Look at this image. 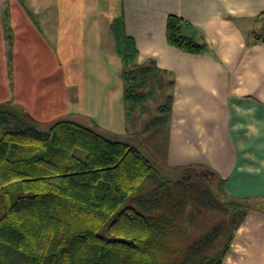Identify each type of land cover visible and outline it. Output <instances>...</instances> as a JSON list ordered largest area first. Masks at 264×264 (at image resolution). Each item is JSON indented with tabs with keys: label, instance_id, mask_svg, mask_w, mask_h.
<instances>
[{
	"label": "crops",
	"instance_id": "crops-1",
	"mask_svg": "<svg viewBox=\"0 0 264 264\" xmlns=\"http://www.w3.org/2000/svg\"><path fill=\"white\" fill-rule=\"evenodd\" d=\"M263 11L264 0H0V103L41 122L75 118L137 138L113 30L121 21L135 66L158 72L168 90L166 166H207L225 198L250 205L237 213L221 264H264V42L252 34ZM170 14L196 26L208 48L170 45Z\"/></svg>",
	"mask_w": 264,
	"mask_h": 264
},
{
	"label": "trees",
	"instance_id": "trees-1",
	"mask_svg": "<svg viewBox=\"0 0 264 264\" xmlns=\"http://www.w3.org/2000/svg\"><path fill=\"white\" fill-rule=\"evenodd\" d=\"M3 23L11 51L7 11ZM113 30L129 113L145 100L141 88L156 93L161 75L135 66L138 50L121 21ZM252 34L254 42H264V11ZM166 36L185 52L208 48L200 30L174 14L167 17ZM9 64L11 74V56ZM39 124L12 101L0 103V264H184V252L171 239L174 217L156 211L169 186L187 178L185 170H199L223 195V181L212 169L165 166L182 175L173 177L158 168L142 143L125 142L75 118ZM146 181L151 188L144 192ZM227 202L233 217L250 207ZM231 239L201 264H221Z\"/></svg>",
	"mask_w": 264,
	"mask_h": 264
},
{
	"label": "rangeland",
	"instance_id": "rangeland-1",
	"mask_svg": "<svg viewBox=\"0 0 264 264\" xmlns=\"http://www.w3.org/2000/svg\"><path fill=\"white\" fill-rule=\"evenodd\" d=\"M153 80L155 77H152ZM159 80H161L160 86L157 87L156 93L152 91V87L140 89L139 92L145 98L140 106L138 105L128 113L129 104H127L128 123L129 125L134 123L139 132L134 134L137 135V138L125 137L123 140L132 144L142 143L143 149L155 159L158 168L167 175L175 177L180 176L181 173L176 174L175 171L169 172L165 169L166 128L163 124L161 108L167 104L168 90L167 87H164L162 77ZM26 113L30 115L27 111ZM30 116L40 123L38 125L40 128L48 124L39 121L33 114ZM185 173H187L186 179L175 181L169 186L166 198L156 212L162 214V217L165 213L174 217L171 239L174 242L173 245L177 249L181 248L184 252L185 258H182V263L201 264L204 256H212L216 250L221 248L239 215L237 214L234 220V217L231 216L232 211L227 206L228 199L219 193L215 184L210 183L205 177L199 176V170H185ZM183 176L185 177V175ZM144 187V192L151 188L147 181ZM142 209L145 211L144 208ZM242 211H246V209ZM2 212L0 208V215ZM180 253L176 252L177 256Z\"/></svg>",
	"mask_w": 264,
	"mask_h": 264
}]
</instances>
